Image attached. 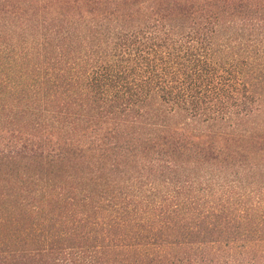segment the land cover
Here are the masks:
<instances>
[{
    "label": "trees",
    "instance_id": "obj_1",
    "mask_svg": "<svg viewBox=\"0 0 264 264\" xmlns=\"http://www.w3.org/2000/svg\"><path fill=\"white\" fill-rule=\"evenodd\" d=\"M0 264H264V0H0Z\"/></svg>",
    "mask_w": 264,
    "mask_h": 264
}]
</instances>
